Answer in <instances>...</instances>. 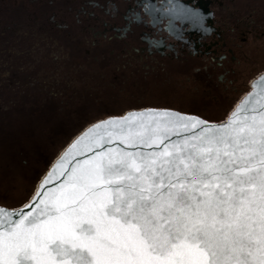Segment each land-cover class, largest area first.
<instances>
[{
	"label": "snow or ice",
	"instance_id": "1",
	"mask_svg": "<svg viewBox=\"0 0 264 264\" xmlns=\"http://www.w3.org/2000/svg\"><path fill=\"white\" fill-rule=\"evenodd\" d=\"M171 11L199 24L194 10ZM85 150L93 154L65 170ZM54 175L66 179L28 211L0 208V264H264V99L255 93L219 123L166 109L102 120L43 183Z\"/></svg>",
	"mask_w": 264,
	"mask_h": 264
},
{
	"label": "rangeland",
	"instance_id": "2",
	"mask_svg": "<svg viewBox=\"0 0 264 264\" xmlns=\"http://www.w3.org/2000/svg\"><path fill=\"white\" fill-rule=\"evenodd\" d=\"M222 1L227 25L250 28L242 36L248 47L255 45L253 55L247 51L253 58L248 78L236 91L221 90L215 75L192 65L144 62L90 44L61 3L48 11L34 0H0V201L26 200L61 148L103 115L155 106L212 121L226 117L264 69V0ZM63 20L72 25L68 33L54 25Z\"/></svg>",
	"mask_w": 264,
	"mask_h": 264
},
{
	"label": "flooded vegetation",
	"instance_id": "3",
	"mask_svg": "<svg viewBox=\"0 0 264 264\" xmlns=\"http://www.w3.org/2000/svg\"><path fill=\"white\" fill-rule=\"evenodd\" d=\"M34 2H40L48 11L52 10L55 3H61L62 7L68 10L71 22L77 26L79 32L89 33L87 42L98 48H116L125 54L132 53L144 62H174L184 67L192 65L196 70H203L207 77L215 75L218 79L216 83L221 90L236 91L234 88L244 85L248 71L251 70L253 58L247 53L251 52L253 55L255 45L252 48L248 47L246 37L242 35L246 31L251 33L252 30L250 28L245 29L246 31L238 30L235 28L238 26L236 24L229 27L225 10L227 3L222 0H34ZM177 4L198 13L199 24L194 25L182 13L174 14L171 9ZM146 6H151L153 11L151 13L146 11ZM136 14L139 19L135 18ZM46 15L53 20L55 14ZM54 25L67 33L72 26L70 21L66 23L64 20L60 24L56 21ZM262 26L260 21L256 24L259 33H263L260 31ZM259 36L258 34L257 37ZM235 37H239L240 41L236 42Z\"/></svg>",
	"mask_w": 264,
	"mask_h": 264
},
{
	"label": "water",
	"instance_id": "4",
	"mask_svg": "<svg viewBox=\"0 0 264 264\" xmlns=\"http://www.w3.org/2000/svg\"><path fill=\"white\" fill-rule=\"evenodd\" d=\"M261 75H264V70L259 72L255 77H253L249 83V88L244 92V94L240 97V99L236 102L235 105H237L238 103H243L245 100V97L247 96V94L249 93H255V97L258 99H264V83H262L260 81V77ZM255 82V86H253ZM234 105V106H235ZM234 108V107H233ZM233 108L231 110H233ZM145 109H166V110H173V111H177L180 112L182 114H187V115H194L197 116L198 118L204 119L206 121H209L210 123H219L222 122L223 120H225L227 118V116L221 120V121H212V120H207L199 115L193 114V113H186L183 111H179L177 109H173L170 107H155V106H146V107H142V108H132V109H128L125 112H123L122 114L119 115H115V114H110L107 115L103 118H100L92 123H90L89 125H87L81 132H79L66 146L65 148L59 153V155L53 160V162L51 163V165L49 166V168L46 170V172L44 173V175L42 176V178L39 180V182L37 183V186L33 192V194L31 195V197L22 205L17 206V207H8L5 205L0 204V208L5 209L6 211H28V208H25L24 206L27 205H32L35 202H38L39 200H43L46 199L47 196H50L52 194V191H55L58 186L63 183V181L66 179L65 176H60V175H54L51 179L48 180V182L46 184L43 183L45 177L48 175L49 172L53 171L57 161L60 159V157L67 152L71 145L80 137L82 136L90 127H92L94 124L99 123L102 120L105 119H110V118H118L121 117L123 115H126L129 111H141V110H145ZM230 113V112H229ZM228 113V114H229ZM106 148H117L119 147L118 143L116 141H113L111 143H108L105 145ZM93 154L92 151H87L85 150L84 152H78V151H73L69 157H68V162L65 164V170L69 169L73 166H75L76 162L78 160H84L88 157H90ZM43 185V186H41ZM37 193H39V195H37ZM15 218V217H14Z\"/></svg>",
	"mask_w": 264,
	"mask_h": 264
},
{
	"label": "trees",
	"instance_id": "5",
	"mask_svg": "<svg viewBox=\"0 0 264 264\" xmlns=\"http://www.w3.org/2000/svg\"><path fill=\"white\" fill-rule=\"evenodd\" d=\"M249 88V85L247 86V89ZM246 89V90H247ZM245 90V91H246ZM244 91V92H245ZM244 92H243V94H244ZM242 94V95H243ZM241 95V96H242ZM240 96V97H241ZM240 97L236 100V102L240 99ZM235 102V103H236ZM142 107H146V106H140V107H136V108H142ZM130 109H132V108H130ZM128 110V109H127ZM126 111V110H125ZM125 111H123V112H125ZM123 112H121V113H119V114H122ZM187 113V112H186ZM119 114H115V115H119ZM194 114V113H193ZM108 115H110V114H108ZM105 116H107V115H103V116H101V117H99V118H96V119H94V120H92L91 122H89V123H87L84 127H82L62 148H61V150L55 155V157L49 162V164L47 165V167L45 168V170H44V172L41 174V176L39 177V179H38V181L36 182V185H35V188H36V186H37V183L39 182V180L42 178V176L44 175V173L46 172V170L49 168V166L51 165V163L53 162V160L59 155V153L65 148V146L79 133V132H81L87 125H89L90 123H92V122H94V121H96V120H98V119H100V118H103V117H105ZM225 118V117H224ZM224 118H222L221 120H223ZM221 120H219V121H221ZM35 188H34V190H35ZM34 190H33V192H34ZM33 192L30 194V196L26 199V200H24L23 202H21V203H19V204H16V205H6L2 200L0 201V204H2V205H6V206H9V207H17V206H20V205H22V204H24L30 197H31V195L33 194Z\"/></svg>",
	"mask_w": 264,
	"mask_h": 264
}]
</instances>
